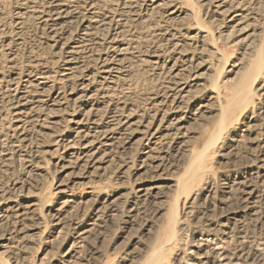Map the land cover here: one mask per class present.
<instances>
[{"label":"bare ground","instance_id":"bare-ground-1","mask_svg":"<svg viewBox=\"0 0 264 264\" xmlns=\"http://www.w3.org/2000/svg\"><path fill=\"white\" fill-rule=\"evenodd\" d=\"M3 3L0 254L8 264H29L25 249L41 225L51 233L44 264H126L101 258L107 223L120 205L123 225L132 226L141 210L171 191L175 208L181 195L195 200L208 192L207 158L221 142L250 175L220 185L238 204L224 221L245 230L255 212L250 179L264 173V134L249 138L264 109L253 94L264 96V17H256L264 14V0H12L9 29ZM213 34L210 50L222 64L212 72L203 56ZM218 41L243 44L239 59L230 65ZM198 130L208 135L201 150L191 143ZM252 152L255 159L244 162ZM44 155L64 174L52 207L40 190L29 196L12 180L19 170L30 187L32 176H42ZM133 159L138 176L131 187H97L113 175L126 180ZM5 182H12L11 192ZM80 187L88 189L87 199L78 196ZM225 223L211 230L213 237L201 235L185 262L173 261L236 264L220 251ZM176 242L173 231L156 239L136 255L137 264H171ZM240 242L250 243L246 236ZM139 243L129 240L132 250Z\"/></svg>","mask_w":264,"mask_h":264},{"label":"rangeland","instance_id":"rangeland-1","mask_svg":"<svg viewBox=\"0 0 264 264\" xmlns=\"http://www.w3.org/2000/svg\"><path fill=\"white\" fill-rule=\"evenodd\" d=\"M3 6L5 13H7V15L9 14L7 16L8 18H6V27L9 29L11 28L9 22L12 20L11 17H9L11 16L10 13L13 10L12 0H4ZM198 13L200 18L202 12L200 11ZM262 14L263 13H259L258 16H256L258 21L264 17V14ZM213 36L214 34L207 38L206 45H204L206 52L203 56L206 59L207 64L211 65L210 71L212 72L217 71L222 64L219 63L220 60L217 62L218 55L213 54L210 50V45L213 46ZM214 46L218 49L219 55L228 53L231 54L228 60L230 65L235 62L236 59H239L243 52V49H241L243 44H241V46L238 44L231 46L229 42L218 41ZM26 60L28 59H25L23 55L18 56V61H24L25 63ZM227 69H229V67H227ZM253 94L255 103H262V105H264V96H259L258 94L260 93H255V91ZM263 110L264 109L262 108V111ZM262 111L256 114V127L253 128L252 135L249 136V138H254L257 135L260 138L263 137L264 112ZM205 131L206 130H198L193 136L191 143L194 147H196V149L201 150L204 142L207 141L208 135L207 131ZM130 152H133V149ZM253 153L254 152H252V155L241 154V156L243 155L242 157H244L243 161L245 162L247 160L255 159V154ZM39 162L40 165L43 166L42 176L36 180L35 177L32 176L31 179L28 180L31 184L30 187L24 182L26 178L22 172L14 169V172L12 173V180L16 182L14 189L24 193L29 190V196H32L34 192L40 190L42 201L47 206L52 207L57 200V198L53 195L55 192V186L64 174H61L59 168H56V166L53 165V159L46 155H44ZM170 162H173V158L170 159ZM207 164L208 167L206 170V176H204L202 181L208 179L210 187L207 189L208 192H202L195 200H193L195 197L194 195L187 198L181 195V202L175 208L173 206L174 193L171 191L166 199L160 202H155L153 205H148L141 210L132 226L123 225V205H120V212L116 214L114 220L107 223L105 239L101 244L103 255L101 258L103 261L107 258H115L123 260L126 264H129L130 262L132 264H137L138 261L136 255H138L139 252H145L152 244H154L156 239L159 238L162 240L171 235L173 231L174 241H177V245L168 251V257L170 256L169 262H171V264H176L178 262L173 260H179L180 258H183L181 262H185L187 257L186 253L188 249L191 248L193 243L201 235L210 234L212 236L214 233L211 230L213 228L218 229L217 226L223 221L224 223L226 222V232L228 231L227 233L224 231L227 235H225L226 239L224 244L221 246L222 249L220 250L223 255L222 257L225 258V261L235 262L236 264H264V173H262V177L260 178H257V176L252 174L250 181L255 188V212L252 214L251 221L245 219V230H239L237 227H233L234 224L232 222L226 220L224 221V219L228 216L227 213L232 211V209H236L238 204L233 196L223 195L220 185L223 182L227 183L229 181H233L234 177L238 175L248 178L250 175L243 171V162L240 159L233 157L230 150L226 149L225 142H221V144L219 143L217 147L211 150L210 156L207 158ZM135 165L136 162H134V159L131 160V164L126 170V180H118L117 176L113 175L107 181L108 184L99 185L97 183V187L101 188L106 186V190L109 192L113 187L117 186L121 182L125 189L131 187L133 185L132 182L134 178L138 176L132 169ZM4 184L5 190L7 192H11L12 182H5ZM87 193L88 189H86V187H80L78 196L87 199L89 197ZM117 194L119 193H116V195ZM28 199L31 200L32 197H28ZM220 229L221 228H219V230ZM34 232L36 233V237L34 236L31 242L27 244L25 257L27 258V256H29V259L27 258L29 264H44L43 261H40V258L51 251L50 248L47 249L45 244L47 241H50V229L48 230V228L41 225ZM244 236L247 237V240L250 242L249 244H243L240 242V239ZM46 238L49 240H46ZM130 238L140 241L139 245H135L134 250H132V245H129ZM259 243H262L263 246ZM124 254H128V256L124 257ZM0 257L1 264H8L4 255L2 256V254H0ZM131 257H134L135 259H131Z\"/></svg>","mask_w":264,"mask_h":264}]
</instances>
